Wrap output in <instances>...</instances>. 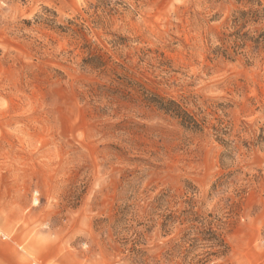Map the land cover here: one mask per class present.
Masks as SVG:
<instances>
[{"label": "rangeland", "instance_id": "rangeland-1", "mask_svg": "<svg viewBox=\"0 0 264 264\" xmlns=\"http://www.w3.org/2000/svg\"><path fill=\"white\" fill-rule=\"evenodd\" d=\"M244 7L0 0V264H264V50L218 51Z\"/></svg>", "mask_w": 264, "mask_h": 264}, {"label": "trees", "instance_id": "trees-1", "mask_svg": "<svg viewBox=\"0 0 264 264\" xmlns=\"http://www.w3.org/2000/svg\"><path fill=\"white\" fill-rule=\"evenodd\" d=\"M245 7L236 11L232 19V32L228 37L235 38L234 46L224 45L218 51L224 56L230 55V49L243 47L248 42L253 44V50H264V0H243ZM237 42H242L239 44ZM159 107L182 120L183 123H194L192 116L180 104L162 101Z\"/></svg>", "mask_w": 264, "mask_h": 264}, {"label": "crops", "instance_id": "crops-1", "mask_svg": "<svg viewBox=\"0 0 264 264\" xmlns=\"http://www.w3.org/2000/svg\"><path fill=\"white\" fill-rule=\"evenodd\" d=\"M0 248H2V245H0ZM15 263L16 264H21V261L19 260L18 257H15Z\"/></svg>", "mask_w": 264, "mask_h": 264}]
</instances>
